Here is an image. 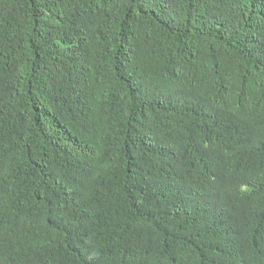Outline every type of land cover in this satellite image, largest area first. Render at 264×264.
<instances>
[{"label": "trees", "instance_id": "1", "mask_svg": "<svg viewBox=\"0 0 264 264\" xmlns=\"http://www.w3.org/2000/svg\"><path fill=\"white\" fill-rule=\"evenodd\" d=\"M0 264H264V0H0Z\"/></svg>", "mask_w": 264, "mask_h": 264}]
</instances>
